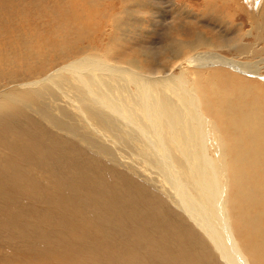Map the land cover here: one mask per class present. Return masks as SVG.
Wrapping results in <instances>:
<instances>
[{
	"label": "bare ground",
	"instance_id": "bare-ground-1",
	"mask_svg": "<svg viewBox=\"0 0 264 264\" xmlns=\"http://www.w3.org/2000/svg\"><path fill=\"white\" fill-rule=\"evenodd\" d=\"M4 1L0 59L20 65L13 70L1 64L0 80H37L9 85L0 93V107L39 112L41 104L50 101L42 111L48 124L66 132H77L80 124L85 133L101 140L80 136L91 150L97 148L101 156L138 175L140 166V175L153 188L158 185L169 193L172 185L173 199L211 238L222 258L228 264H247L234 234L227 235V226L232 224L229 204H239L237 198L264 204L254 196L259 188L264 199V84L246 77L264 81L258 73V65L264 64V0L261 7L248 6L247 0H197V5L193 0H166L169 7L163 6L164 0H124L118 7L123 0H112L105 3L111 20L106 31V21L96 14L103 0H76L90 9L91 18L86 11L73 13L69 0H23L21 9L12 10L6 8L9 0ZM174 11L188 27L217 26L228 37L222 48L249 61L222 55L203 30L174 38L165 24L177 17L170 16ZM160 12L166 15H157ZM17 13L21 16L15 17ZM92 19L93 34L88 29ZM152 35L160 55L142 61L135 51L116 65L121 50L127 45L147 47L140 37L150 44ZM98 39L96 46L84 44ZM74 56L53 72L54 66ZM120 157L129 160L122 163ZM156 169L165 175L154 176ZM186 170L196 175L191 178L197 180L204 201L191 194ZM230 187L234 198L226 194ZM240 205H233V216L243 226L259 219L250 226L259 225L262 231L261 239L254 236L252 241L253 256L258 244H264V206L251 207L246 224ZM251 264L264 261L253 258Z\"/></svg>",
	"mask_w": 264,
	"mask_h": 264
},
{
	"label": "rangeland",
	"instance_id": "rangeland-1",
	"mask_svg": "<svg viewBox=\"0 0 264 264\" xmlns=\"http://www.w3.org/2000/svg\"><path fill=\"white\" fill-rule=\"evenodd\" d=\"M69 1L73 13L82 15L86 11L90 18L94 15L82 3ZM111 1H101L96 13L106 21L105 31L111 28L105 3ZM260 1L247 0L245 4L249 6L258 3V7H261ZM4 2L0 0V17L6 16ZM157 2L160 3V0ZM22 3L23 0H9L6 8L21 9ZM191 3L198 4L197 0ZM124 4L126 1L123 0L122 4L116 6ZM163 6L169 7V3L164 0ZM160 13L157 15H166ZM19 16L21 14L17 13L15 17ZM170 16H177L165 21L167 30L174 38L203 30L212 36L222 55L230 54L231 58L239 62L249 61L233 57L231 51L222 48L228 37L220 33L217 26L188 27L177 11ZM93 20L88 24L92 34ZM161 29L162 25L158 27V30ZM141 35L144 36V32ZM155 37H149L150 44L140 37V44L147 47L127 45L121 50L122 55L116 65L124 64L125 58L135 51L141 53L139 58L142 61L153 59L155 54L160 55L162 50L155 44ZM99 40H91L90 43L86 41L84 44L96 46ZM96 51L98 54L101 52ZM75 58L54 66L53 72ZM154 62L159 63L160 59ZM6 63L11 66L7 69L13 70H17L20 65L11 58L4 61L0 59L2 67ZM263 66L258 65L260 75H264ZM178 70L176 67L174 74ZM207 71L209 69L204 72ZM246 77L264 84V81L257 78ZM34 78L0 80V93L11 84L16 86L24 81L37 80ZM258 89L257 94L262 97ZM43 103L45 105L41 104L39 112L22 106L15 111L8 106L0 107V264H228L213 241L210 245L201 235L206 232L197 224L196 229L186 220V211L171 196L175 193L172 185L169 193L161 190L158 185L153 188L150 181L140 175V166L137 167L138 175L131 172L127 165L113 163L108 157L101 156L97 148L94 147L92 151L80 136L85 135L99 143L101 140L85 133L80 124L77 132H66L48 124L42 118L45 114L42 111L49 108L50 101ZM63 103L65 101H60V104ZM55 112L52 111L55 115L60 113ZM63 121L66 122L65 118ZM73 122L75 120L72 118L71 124ZM120 159L122 163L129 160L123 157ZM156 170L154 176L165 175L159 169ZM186 174L184 179L191 184V194L204 201L197 180L192 181L191 178H196V175L190 170H186ZM232 192L233 187H230L226 194L234 198ZM254 196L259 201L264 200L259 188ZM237 200L239 204H229L232 224L230 229L227 226V235L234 234L247 264H251L253 258L264 261V244L261 242L256 253L253 256L250 254L254 248V236L257 239L260 236L261 239L262 235L259 225L250 226L259 219H255L250 226H243L241 220L233 216V205L241 207L242 204L247 224L251 207L261 210L264 204H248L239 198ZM238 212L235 211L236 215L241 214ZM212 245L214 248H211Z\"/></svg>",
	"mask_w": 264,
	"mask_h": 264
},
{
	"label": "water",
	"instance_id": "water-1",
	"mask_svg": "<svg viewBox=\"0 0 264 264\" xmlns=\"http://www.w3.org/2000/svg\"><path fill=\"white\" fill-rule=\"evenodd\" d=\"M184 214V213H183ZM184 216H186V220L193 226V227H195L196 229H197V226H195L196 224L192 221V219L185 213L184 214ZM201 235L205 238V240L211 245V242H212V240H211V238L210 237H208L205 233H201ZM214 248V245H212L211 246V248ZM215 253L217 252V251H215L214 249H212ZM221 258V257H220ZM221 261H222V259H220ZM223 262V261H222ZM224 264V263H223Z\"/></svg>",
	"mask_w": 264,
	"mask_h": 264
}]
</instances>
